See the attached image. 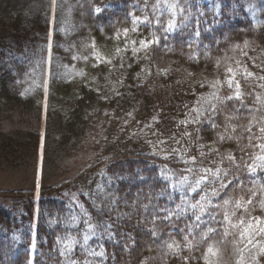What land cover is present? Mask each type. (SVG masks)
I'll return each mask as SVG.
<instances>
[{
    "label": "trees",
    "instance_id": "obj_1",
    "mask_svg": "<svg viewBox=\"0 0 264 264\" xmlns=\"http://www.w3.org/2000/svg\"><path fill=\"white\" fill-rule=\"evenodd\" d=\"M169 22L174 27L166 31ZM142 40L157 42L142 48ZM236 61L264 75L253 66H264V0H0V166L37 160L41 136L48 166L39 190L34 177L26 188L0 189V264H206L209 245L219 248L221 264H253L264 238L255 247L233 243L232 236L218 243L212 233L202 241L207 227L220 225L196 221L189 204L212 185L187 190L207 175L200 169L219 167L232 178L222 157L241 153L235 140L218 137L226 123L245 124L249 114L227 121L239 107L233 100L217 105L215 115L205 111L200 123H180L196 116L201 97L217 91L212 82L220 81V96L234 91L225 81ZM235 79L250 108L257 95L264 99L258 86L264 81L246 82L240 73ZM89 139L90 162L62 179L61 155ZM238 175L248 182V174ZM261 177L257 170L254 178L264 184ZM177 205L185 214L163 219V210L178 212ZM252 214L264 216L259 209ZM173 241L178 255L167 247Z\"/></svg>",
    "mask_w": 264,
    "mask_h": 264
},
{
    "label": "snow or ice",
    "instance_id": "obj_2",
    "mask_svg": "<svg viewBox=\"0 0 264 264\" xmlns=\"http://www.w3.org/2000/svg\"><path fill=\"white\" fill-rule=\"evenodd\" d=\"M96 11L100 12L101 9L97 8ZM173 27L174 25L172 22H169L168 29L165 30L167 31ZM125 33H127V29H125ZM156 42L157 41L155 40H142L140 41V44L142 48H147L150 44ZM245 46H247V42H245ZM119 51L120 50L117 49V52ZM134 51L136 50L134 49ZM244 55H247V53H244ZM98 60L100 63H111V61H105L100 57H98ZM236 64L237 68L235 70L231 67L227 69V71L232 75L225 81L228 88H234V91L227 96H220L218 91V85H220V81L217 80L212 82L211 86L216 88L217 91L211 93L210 98L201 97L200 100L197 101L200 107L192 109V111L196 113V116L189 121H181L180 123H200V118L201 116H204L205 111L215 115L217 111V105H226L229 101L233 100L240 102L239 107H235L233 109V115L226 117L227 121L237 119L238 117L235 115V113L238 112H247L249 114L250 119H248L247 123L245 124L234 125L231 123H226L224 134H221L218 137L220 142H224L225 140H235L241 153L239 159H237V157L232 153H228L226 157H222L221 162H223L224 159H227L229 161V168L234 169V171L231 173L232 178L228 179V170H222L219 167H217L215 170L200 169L199 171L207 173V175H201L188 186L187 190L196 192L201 188L202 183L205 181L212 185L211 192L204 191V194L200 196V200H198L195 204H189V208L196 210L194 212L196 221H200L205 224L216 223L220 225L219 230L213 226L207 227L206 232L201 233L202 241L207 238L208 233H212L221 237V240L218 243L223 242L229 236H232L233 243L246 241L247 244H251L253 247H255L256 244L261 243L260 239L258 238H264V216H254L252 214L253 212L257 211V209L264 213V184L260 183V178H254L257 177V170H259L260 173H264V111H262L264 110V99H262L260 95H257L254 106L250 108L244 103L246 94L241 90L240 81L236 80L235 77L237 73H240L242 79H244L246 82L249 80V78H252L254 81H264V75L257 77L256 74L252 71H249L246 66L242 67L240 61H236ZM253 66L260 67L261 71H264V66L256 65L254 61ZM258 86L264 88V83H261ZM251 94L252 93H248L247 95ZM211 100H215V103H211ZM204 104H208L206 109L203 106ZM255 104L260 105V108H255ZM256 112H261V115L257 117ZM129 115H131V113H129ZM211 126L213 128L217 127L215 122H212ZM238 128L241 130L240 134L233 135L237 132ZM253 129H255V131ZM197 131L199 130L197 129ZM184 135L190 136L191 133L185 132ZM242 140H246L247 143L241 145ZM160 143H163V141ZM256 149H259V152H257ZM173 151L175 152L176 150L173 149ZM213 151L218 152V149H213ZM203 155L204 153H201V156ZM182 158L183 157H181V159ZM191 160L192 162H195L196 158L192 157ZM185 163L188 162L185 161ZM185 171L191 173L194 171V169L187 168ZM238 173L248 174V182L246 183L244 180H241ZM186 181L187 177H184V182ZM249 184L251 185L250 187L248 186ZM237 190L242 193L238 197L229 195L230 191L236 192ZM221 193H224L226 198L223 199L222 203L214 204L212 198L220 196ZM185 202L187 203V201ZM146 207L147 206H145V208ZM177 208L179 211L175 213L164 209L163 211H165L167 214L163 217V219L169 220L172 215L179 217L185 214L186 210L183 207L177 205ZM237 213H239V215H237ZM205 214H207L209 217L208 221L201 220V217ZM196 227H199V224H196ZM149 231L151 232V235H157L154 229ZM87 239L88 237L86 236L85 240ZM184 239L187 241L188 237L185 236ZM174 245L175 248L173 247ZM167 247L174 254L178 255L180 245L177 242L173 241L172 243L167 244ZM185 247L191 248L192 242L188 241ZM93 254L102 256L103 252ZM259 257H264V244H262L258 249V253L251 257L253 264H260ZM203 258L206 261V264H221L220 250L218 247L214 249L212 245H209L207 248V253ZM181 259L187 262L189 258L181 257ZM72 264H75V262L73 261ZM238 264H243L242 259L240 262H238Z\"/></svg>",
    "mask_w": 264,
    "mask_h": 264
},
{
    "label": "rangeland",
    "instance_id": "obj_3",
    "mask_svg": "<svg viewBox=\"0 0 264 264\" xmlns=\"http://www.w3.org/2000/svg\"><path fill=\"white\" fill-rule=\"evenodd\" d=\"M52 1L54 3L55 0H52ZM251 13L253 16L254 11L252 10ZM51 20H53V16L51 17ZM51 35H52V28H50V33H49V42H48L49 46L51 44ZM70 73L73 76V74H79V71L71 70ZM44 87H45V97H46V92H47V79L46 78L44 81ZM44 104L46 105L45 100H44ZM43 117H44V114H43ZM99 123L100 125L99 127H97V130H98L97 132L101 131V123H103V120H100ZM90 136H92V134L88 133L86 138L88 139ZM92 142L93 141L89 139L88 144L85 142H84L85 144L83 143V145L79 143L77 144V148L72 152V154L61 155L59 160L62 164H64V167L67 170V172L64 173L62 179L73 176L82 167H84L90 162V160L92 159V156L94 155L93 154L94 150L93 151L90 150L88 148V145L91 144ZM37 153H38L37 160L31 159L29 160L28 164H26L25 166H21L18 169L15 168V167H18L15 165H12L11 167H1L0 166V189L2 188H26L31 184L30 179L34 177L35 187L37 190H39L40 181L42 179L43 172L48 171V166L46 167L43 165V155H44L43 136H41L40 138V143L38 146ZM31 169H33L32 174H31Z\"/></svg>",
    "mask_w": 264,
    "mask_h": 264
}]
</instances>
